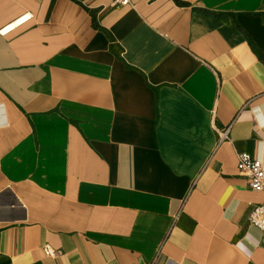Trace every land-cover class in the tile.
Instances as JSON below:
<instances>
[{
    "label": "crops",
    "instance_id": "obj_1",
    "mask_svg": "<svg viewBox=\"0 0 264 264\" xmlns=\"http://www.w3.org/2000/svg\"><path fill=\"white\" fill-rule=\"evenodd\" d=\"M26 12L0 35V264H264L237 161L264 160V0H0V28Z\"/></svg>",
    "mask_w": 264,
    "mask_h": 264
},
{
    "label": "built area",
    "instance_id": "obj_2",
    "mask_svg": "<svg viewBox=\"0 0 264 264\" xmlns=\"http://www.w3.org/2000/svg\"><path fill=\"white\" fill-rule=\"evenodd\" d=\"M113 5L117 7H127L133 4V0H112ZM33 15L26 12L13 21L0 28V35L6 36L32 20ZM218 133L217 146L223 142L230 141L231 124L222 128H216ZM238 169L240 173L247 177L249 186L257 192L264 194V160L251 154L250 152L240 151L237 153ZM249 223L264 230V200L254 206L249 216ZM45 254L48 256H57L59 252L51 249L48 245L44 246Z\"/></svg>",
    "mask_w": 264,
    "mask_h": 264
}]
</instances>
